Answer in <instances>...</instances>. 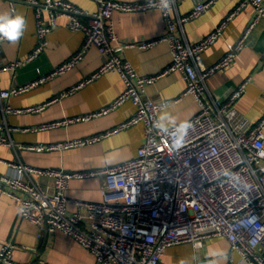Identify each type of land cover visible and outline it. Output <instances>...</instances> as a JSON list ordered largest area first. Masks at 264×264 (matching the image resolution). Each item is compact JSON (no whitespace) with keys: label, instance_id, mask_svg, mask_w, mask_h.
I'll use <instances>...</instances> for the list:
<instances>
[{"label":"built area","instance_id":"2783aa9c","mask_svg":"<svg viewBox=\"0 0 264 264\" xmlns=\"http://www.w3.org/2000/svg\"><path fill=\"white\" fill-rule=\"evenodd\" d=\"M95 1L97 11L89 12L67 0H27L36 10V47L25 59L10 63L0 59V73L15 74L19 67L38 58L48 45V36L58 28L60 17L68 19L72 31H82L84 41L78 51L50 72L10 89L0 87V113L44 110L51 101L25 109L15 108L7 101L13 95L28 92L75 69L93 48L104 58L101 67L61 95L108 72L120 76L124 89L109 105L94 113L38 127H9L6 122H0V131L6 128L10 135L0 134V147H19L38 153L71 149L138 123L144 125V143L134 158L89 170L40 168L0 157V163L6 162L16 171L0 174V200L4 195L15 199L20 215L41 231H61L72 237L91 252L96 264H167L162 257L168 247L192 243L200 248L205 241L216 237L226 238L245 264H264V114L250 122L237 108L251 78L243 80L224 100L213 98L207 85L215 73L233 62L264 19V0H240L207 36L192 44L178 37L175 30L201 16L217 0L200 1L186 16L177 19L170 11L183 0ZM9 2L15 15V0ZM248 5L254 8V13L239 40L216 63L207 66L203 53L223 35L230 20ZM150 9H160L167 24L166 32L139 42H124L114 27L115 11ZM8 40L0 34V46ZM160 42L169 43L172 60L158 74H140L122 55L124 48L148 49ZM175 71L186 82L179 97L154 100L146 95L147 84ZM186 95L196 98L199 112L183 123L164 126L159 113ZM127 101L134 103V113L106 134L32 145L17 144L11 138V132L52 129L107 115ZM38 177L54 180L52 194L40 184ZM99 177L104 179L100 200L67 196L71 180ZM70 204L76 207L71 214L68 213ZM84 209L90 229L83 222ZM13 250L10 242L2 246L0 264H13ZM29 264L48 262L38 260Z\"/></svg>","mask_w":264,"mask_h":264},{"label":"crops","instance_id":"0c3cea01","mask_svg":"<svg viewBox=\"0 0 264 264\" xmlns=\"http://www.w3.org/2000/svg\"><path fill=\"white\" fill-rule=\"evenodd\" d=\"M67 1L89 12H96L98 9L95 0ZM200 1L203 0L179 2L177 7L170 11L172 17L177 19L181 15L186 16ZM239 2L240 0H217L201 16L179 25L175 30L176 35L191 44L201 40L227 17ZM15 9L16 14L24 16L25 26L18 40H8L0 46V59L4 63L25 59L37 44L35 8L27 0H15ZM253 13L254 8L248 5L230 20L223 35L203 53V61L207 66L216 63L236 44ZM0 14L13 15L9 0H0ZM162 15L160 9L115 11L113 23L124 42L134 43L166 32L167 24ZM84 20L88 21V18ZM58 22V28L48 36V45L38 58L19 67L15 74L8 71L0 73L1 88L10 89L34 80L50 72L79 50L84 41V33L69 29L66 17H60ZM0 23H3V20H0ZM122 55L143 75L160 73L172 60V50L168 42H160L148 49L138 46L124 48ZM103 61L104 58L97 48L90 49L75 69L28 92L18 96L13 95L7 101L13 107L22 109L51 101L44 110L20 114L0 113V122H6L9 127H38L52 121L99 111L109 105L124 89L125 84L115 72H108L67 95L61 94L85 80L101 67ZM246 78L251 79L244 95L237 103V108L242 116L251 122L258 120L264 114V19L249 35L245 47L238 52L233 62L215 73L208 80L207 85L213 98L224 100ZM185 86L183 75L175 71L147 84L146 95L154 100H174L183 93ZM199 108L196 98L193 95H186L179 102L162 110L159 113L160 121L166 127L183 123L196 115ZM135 109L134 103L127 101L107 115L87 121L70 122L68 125L52 129L11 132V138L21 145L62 143L89 138L118 128ZM0 134L10 136L6 128L0 131ZM144 140V125L138 123L112 132L99 141L71 149L38 153L19 147L1 146L0 157L4 161H22L40 168L89 170L112 166L134 158ZM15 172V169L6 162L0 163V174ZM38 180L50 194L54 192L53 179L38 177ZM103 185L104 179L101 177L71 180L66 194L81 200H100ZM69 209L68 213L71 214L76 207L70 204ZM83 212L85 228L90 229L91 224L85 209ZM13 227L14 232L9 241ZM13 238L15 242L12 241ZM9 242L14 245L13 264H29L38 260H44L48 264H96L91 252L72 237L61 231H41L39 226L20 215L18 202L15 199L4 195L0 200V250ZM162 259L167 264H245L240 253L234 250L224 237L208 239L200 248H196L192 243L170 246L165 250Z\"/></svg>","mask_w":264,"mask_h":264},{"label":"clouds","instance_id":"9594fccd","mask_svg":"<svg viewBox=\"0 0 264 264\" xmlns=\"http://www.w3.org/2000/svg\"><path fill=\"white\" fill-rule=\"evenodd\" d=\"M0 20H3V23H0V34L12 41H16L22 36V30L25 26V18L23 15L0 14ZM176 143L178 146L179 141Z\"/></svg>","mask_w":264,"mask_h":264},{"label":"water","instance_id":"95a60500","mask_svg":"<svg viewBox=\"0 0 264 264\" xmlns=\"http://www.w3.org/2000/svg\"><path fill=\"white\" fill-rule=\"evenodd\" d=\"M13 232H14V227H13V228L11 229V231H10L9 238H8L9 241H10V239L12 238ZM12 241L15 242V239L13 238Z\"/></svg>","mask_w":264,"mask_h":264}]
</instances>
